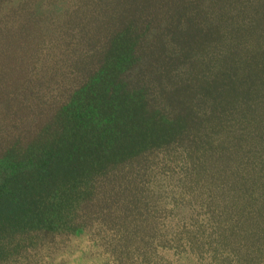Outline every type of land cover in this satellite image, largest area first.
I'll return each mask as SVG.
<instances>
[{
    "label": "rangeland",
    "instance_id": "obj_1",
    "mask_svg": "<svg viewBox=\"0 0 264 264\" xmlns=\"http://www.w3.org/2000/svg\"><path fill=\"white\" fill-rule=\"evenodd\" d=\"M127 2L0 0L3 192L34 179L42 163L29 144L41 146L59 135L57 105L77 100L85 78L100 69L99 42L116 37ZM237 2V12L224 0L215 2V10L223 27L232 17L238 23L232 51L243 62L264 46V24L249 13L264 10V0ZM254 22L257 27L243 37L239 23L250 28ZM262 50L256 59H264ZM248 81L253 86L257 79ZM228 128L209 131V140L148 147L97 172L94 166L76 194L63 190L52 197L46 189L33 196V207L0 208V264H264V241L240 235L234 226L233 206L247 195L244 167L250 164L219 155L237 156L236 127Z\"/></svg>",
    "mask_w": 264,
    "mask_h": 264
},
{
    "label": "trees",
    "instance_id": "obj_2",
    "mask_svg": "<svg viewBox=\"0 0 264 264\" xmlns=\"http://www.w3.org/2000/svg\"><path fill=\"white\" fill-rule=\"evenodd\" d=\"M216 1L128 0L129 14L114 28L116 37L99 42L100 69L85 78L77 100L57 105L59 135L41 146L29 144L41 156L34 179L17 189L0 188V197L7 198L0 208L13 212L33 207V196L46 189L52 197L63 190L76 194L94 166L97 172L104 163L133 159L151 146L209 140V131L236 127V158L219 153L228 161L248 158L250 164L244 167L247 193H242L247 195L233 206L239 219L234 226L240 235H254L262 243L264 59L256 55L263 54L264 46L246 61L234 59L231 36L238 23L232 17L226 26L233 30L223 27L216 18ZM224 2L230 12H237V0ZM249 13L264 22L263 9ZM257 24L244 28L239 23L240 33L244 37ZM251 77L257 79L253 86Z\"/></svg>",
    "mask_w": 264,
    "mask_h": 264
}]
</instances>
